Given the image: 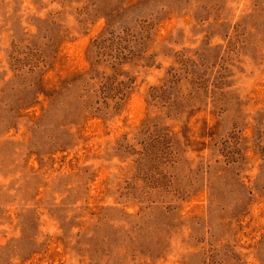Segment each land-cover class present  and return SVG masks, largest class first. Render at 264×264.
<instances>
[{"label":"rangeland","instance_id":"374dc122","mask_svg":"<svg viewBox=\"0 0 264 264\" xmlns=\"http://www.w3.org/2000/svg\"><path fill=\"white\" fill-rule=\"evenodd\" d=\"M0 264H264V0H0Z\"/></svg>","mask_w":264,"mask_h":264}]
</instances>
